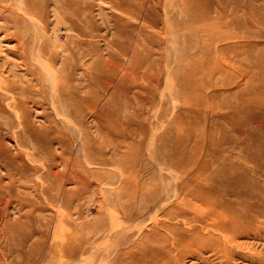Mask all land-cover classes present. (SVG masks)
<instances>
[{
  "label": "rangeland",
  "instance_id": "rangeland-1",
  "mask_svg": "<svg viewBox=\"0 0 264 264\" xmlns=\"http://www.w3.org/2000/svg\"><path fill=\"white\" fill-rule=\"evenodd\" d=\"M0 98V264H264V0H0Z\"/></svg>",
  "mask_w": 264,
  "mask_h": 264
},
{
  "label": "bare ground",
  "instance_id": "bare-ground-1",
  "mask_svg": "<svg viewBox=\"0 0 264 264\" xmlns=\"http://www.w3.org/2000/svg\"><path fill=\"white\" fill-rule=\"evenodd\" d=\"M38 54V53H37ZM215 58V57H214ZM39 63V62H38ZM211 70H212V68H211ZM210 72V71H209ZM113 73H111V75H112ZM113 76V75H112ZM48 77V76H47ZM49 84H51V82L49 83ZM105 84H109V83H106V81H105ZM73 85V84H72ZM52 87V86H51ZM34 88V87H33ZM71 88V87H70ZM72 88H75V84H74V87H72ZM78 88V87H77ZM73 91V93L74 94H76L77 96H79V92H78V90L77 89H72ZM69 91H70V89H69ZM53 92V91H52ZM4 93V92H3ZM47 93V92H46ZM53 94V93H52ZM1 99V98H0ZM54 99V98H53ZM72 99V98H71ZM1 101V100H0ZM24 101V100H23ZM32 103V102H31ZM36 103V102H35ZM0 110H3L2 109V107L0 106ZM98 116H101V114H98ZM24 124V126H25V129H27V130H29L30 131V133L32 134V136H35L36 134H37V131L36 130H34L32 127H31V125H30V120H29V117L25 114V118H24V120H23V122H22V124L21 125H23ZM33 126H35V125H33ZM52 126V125H51ZM37 128V127H36ZM37 129H40V128H37ZM48 130V129H47ZM46 130V131H47ZM44 132H45V130H43ZM48 131H50V130H48ZM48 134V133H47ZM43 136V135H42ZM36 137V136H35ZM59 137V136H58ZM45 138H47V137H45ZM64 138V137H63ZM1 143V142H0ZM65 155V154H64ZM63 154L61 155V158H60V163H61V167H63V168H61V170L60 171H57V172H55L54 170H53V166H54V164H52L51 163V165H53L52 167H51V169L49 168V173H50V170H51V173L49 174H47L46 175V178L47 177H50L51 175L53 176V177H55V178H57V177H63V175H66V167H67V165H68V157H67V155L66 156H64ZM19 156V155H18ZM17 156V157H18ZM76 165H79L80 166V161H75V165L74 166H76ZM190 168V167H189ZM207 168V165H204V166H202V168H201V170H200V173H202L203 172V170H205ZM191 170V169H190ZM189 170V171H190ZM69 175V174H68ZM70 176L72 177V180H75L74 182H75V187H74V189H73V191H72V193L71 194H79L80 193V191H82L83 189L85 190V182H84V184H81L80 182H82V180H81V178H80V176L78 175V174H76V172H75V170H73L72 168H71V170H70ZM208 182V181H207ZM227 183H229V184H231L232 186H235L236 187V185H238L239 183H237V182H235V181H227ZM207 185V184H206ZM204 183H202L200 186H198V188H199V190H198V192L199 193H197L196 191H192V193H189L188 195H187V198L189 199L190 197H192V198H195L196 199V201H197V204H195V205H201V204H206V205H219V206H221V207H226L227 209H231L232 207H235V205L240 201V199H243L245 196H246V191L245 190H243L242 192H240V194H238V198H237V200L236 201H226V200H224V199H219V200H217V199H213L212 198V196H211V193H212V191H215L217 188H218V186H219V184L218 183H214V185H211L210 187H208V186H206ZM228 186V185H227ZM86 189H89L87 186H86ZM67 192H69V191H67ZM44 194V193H43ZM65 194H66V192H65ZM70 194H66V196H65V198H64V201L61 203V205H63V207H64V209H67V202H66V199H67V197L69 196ZM2 199V198H1ZM254 199V198H253ZM183 201V200H182ZM9 202H7V203H5V206H6V211H5V214H4V216H5V218H4V216L2 217V218H4V222H6V224H8V222L10 223V219H8V217H9V213H7V210H8V207H9ZM2 208H4V207H2ZM1 211H2V209H1ZM169 210H167V212H168ZM165 213V215L166 214H168L169 216H171V217H176V215H181V214H184V213H180V211H178V212H176V211H174L173 209L170 211V212H168V213ZM253 212H255V211H253ZM3 213H4V211H3ZM3 213H2V215H3ZM214 216V219H215V222H214V224H215V226H216V228H218V231H220L221 229V231H225V229H227V227H229V226H232L233 224H235L236 223V221L238 222V217L239 218H241V220L242 221H240V222H238V224L240 225L241 224V226H243L244 225V220L246 221V222H248V216H249V214L247 213V215H246V213H242V214H240L239 216H238V214H229V215H227V214H223V215H220V216H216V215H213ZM28 217V216H27ZM167 217V216H166ZM250 217V216H249ZM168 219V218H167ZM192 220V219H191ZM12 222V221H11ZM1 224V223H0ZM15 224V223H14ZM159 224V223H158ZM3 224H1L0 226H2ZM12 225V224H11ZM164 224H161V225H158V226H160V227H162ZM13 226V225H12ZM15 227H16V224L14 225ZM167 226H169V225H167ZM11 227V226H10ZM233 227V226H232ZM2 228V227H1ZM172 228H174V226H172ZM177 230H178V233H182V237L184 238L185 236H187V235H191V237L193 238V240H197V241H200L201 242V240L199 239V231L200 230H198V231H195V230H191V232L188 234L187 233V231H186V229H185V231H186V233H185V231H180V229L179 228H177ZM190 231V230H189ZM220 231V232H221ZM5 232V231H4ZM12 232V231H11ZM10 232V233H11ZM175 232H177V231H175ZM184 232V233H183ZM26 233V234H25ZM210 233V235H211V232H209ZM208 233V234H209ZM201 234H204L203 232L201 233ZM28 231L27 232H21L20 234H19V240H20V242H26V241H28ZM220 236H222V235H220ZM210 237V236H209ZM219 237V236H218ZM225 237V236H224ZM186 238V237H185ZM213 238V237H212ZM223 238V237H222ZM225 238H227V237H225ZM214 239V238H213ZM219 239H220V237H219ZM172 240V239H171ZM184 240V239H183ZM211 240V239H210ZM214 240H216V239H214ZM181 242H178V241H176V242H174V243H172V245L174 246V248L173 249H175L176 247H178V246H180V245H182L183 243H182V239L180 240ZM202 241H206V238H203L202 239ZM209 241V240H208ZM219 241H221V239L220 240H218V242ZM224 241V240H223ZM184 242V241H183ZM180 243H182V244H180ZM189 243V242H188ZM216 243H217V240H216ZM221 244H222V242H220ZM169 244V243H168ZM168 244L166 243V245L168 246ZM221 244H220V246H219V244H218V246H217V248L218 247H220L221 248ZM77 246H78V244H76ZM75 245V246H76ZM171 245V244H170ZM171 245V246H172ZM167 246H165V247H167ZM186 246V245H185ZM225 247V246H224ZM76 248V247H75ZM74 248V249H75ZM72 249V248H71ZM79 251H80V247L79 248H77ZM219 249V248H218ZM78 250H76V251H74V252H71V251H66L65 252V254L67 253V254H70V255H77L78 253H79V251ZM78 251V252H77ZM168 251V250H167ZM218 251V250H217ZM77 252V253H76ZM173 252V251H172ZM70 255H68V256H70ZM152 255V254H151ZM168 256H169V253L167 254ZM71 257V256H70ZM140 258V260H141V262L140 263H138V264H152L151 262H149V261H152L150 258L151 257H148L147 255H143L142 257H138V258H135V259H139ZM139 261V260H138ZM155 261V260H154ZM134 264H137V263H134Z\"/></svg>",
  "mask_w": 264,
  "mask_h": 264
}]
</instances>
